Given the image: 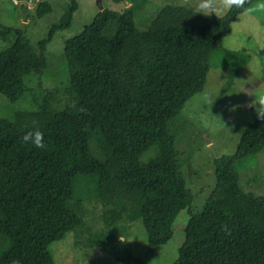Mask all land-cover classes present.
Here are the masks:
<instances>
[{
	"label": "trees",
	"instance_id": "1",
	"mask_svg": "<svg viewBox=\"0 0 264 264\" xmlns=\"http://www.w3.org/2000/svg\"><path fill=\"white\" fill-rule=\"evenodd\" d=\"M256 1L246 0L245 7ZM77 7L68 0L34 44L23 28L0 25V95L7 102L33 95L26 77L44 72L48 44L70 25ZM34 9L43 16L52 8L42 0ZM242 12L216 16L166 4L141 30L130 7L102 8L64 41L65 102L40 92L30 108L0 115V264H53L49 244L80 222L68 205L72 179L80 174L143 199L141 222L151 246L171 238L174 219L187 209L172 264H264V195L243 189L238 170L264 147L260 119L244 129L234 153L213 160L216 183L198 213L171 133L199 50L221 48ZM33 129L43 133L45 148L21 142ZM149 149L154 157L142 162Z\"/></svg>",
	"mask_w": 264,
	"mask_h": 264
},
{
	"label": "rangeland",
	"instance_id": "2",
	"mask_svg": "<svg viewBox=\"0 0 264 264\" xmlns=\"http://www.w3.org/2000/svg\"><path fill=\"white\" fill-rule=\"evenodd\" d=\"M38 1L42 0H33L26 7V0L17 3L0 0V25L23 28L34 44L59 20L68 3V0H46L52 9L38 16L34 9ZM100 1L103 8L114 11L122 12L130 7L135 26L141 30L149 26L166 4L182 5L202 13H211L215 8L216 16L227 12L222 0ZM77 3L70 25L57 30L47 46L44 72L26 77H30L27 85L33 97L40 92L55 95L60 101L58 105L67 99L64 41L79 33L99 11L97 0H77ZM3 44L0 41V47ZM198 56L199 64L185 89L183 108L171 124L194 213L202 211L215 186L213 160L235 152L241 133L254 118L260 119L264 126V10L240 13L231 23L222 47H203ZM32 96L10 103L0 95V115L30 108ZM154 155V149H149L140 160L149 161ZM238 170L243 189L264 195V147L242 161ZM72 184L68 205L80 222L49 244L53 264H172L176 259L189 218L187 209L180 210L174 219L171 238L163 245L151 246L141 222L143 199L137 193L105 181L99 183L95 174L76 175Z\"/></svg>",
	"mask_w": 264,
	"mask_h": 264
},
{
	"label": "clouds",
	"instance_id": "3",
	"mask_svg": "<svg viewBox=\"0 0 264 264\" xmlns=\"http://www.w3.org/2000/svg\"><path fill=\"white\" fill-rule=\"evenodd\" d=\"M246 0H222V6L225 10L232 8L242 9L245 13L252 14L264 10V0H259L257 4L252 7H245ZM208 4L205 3L204 7H207ZM215 8L212 9L211 13H215ZM20 140L22 143L30 144L31 146L43 149L46 147L45 141L43 138V133L39 129H33L29 132H25Z\"/></svg>",
	"mask_w": 264,
	"mask_h": 264
},
{
	"label": "water",
	"instance_id": "4",
	"mask_svg": "<svg viewBox=\"0 0 264 264\" xmlns=\"http://www.w3.org/2000/svg\"><path fill=\"white\" fill-rule=\"evenodd\" d=\"M97 4H98V6H99V10H102V4H101V1L100 0H97Z\"/></svg>",
	"mask_w": 264,
	"mask_h": 264
},
{
	"label": "built area",
	"instance_id": "5",
	"mask_svg": "<svg viewBox=\"0 0 264 264\" xmlns=\"http://www.w3.org/2000/svg\"><path fill=\"white\" fill-rule=\"evenodd\" d=\"M31 1H33V0H26V7H27V5H28ZM15 3H17V0H16Z\"/></svg>",
	"mask_w": 264,
	"mask_h": 264
}]
</instances>
